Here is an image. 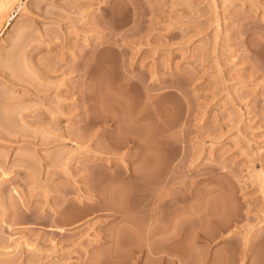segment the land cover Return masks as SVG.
I'll return each instance as SVG.
<instances>
[{"label": "rangeland", "instance_id": "1", "mask_svg": "<svg viewBox=\"0 0 264 264\" xmlns=\"http://www.w3.org/2000/svg\"><path fill=\"white\" fill-rule=\"evenodd\" d=\"M0 264H264V0H0Z\"/></svg>", "mask_w": 264, "mask_h": 264}, {"label": "bare ground", "instance_id": "2", "mask_svg": "<svg viewBox=\"0 0 264 264\" xmlns=\"http://www.w3.org/2000/svg\"><path fill=\"white\" fill-rule=\"evenodd\" d=\"M3 3L1 2L0 7H2Z\"/></svg>", "mask_w": 264, "mask_h": 264}]
</instances>
